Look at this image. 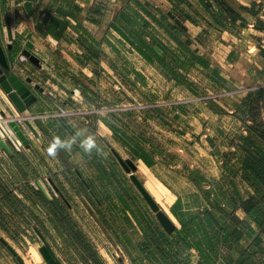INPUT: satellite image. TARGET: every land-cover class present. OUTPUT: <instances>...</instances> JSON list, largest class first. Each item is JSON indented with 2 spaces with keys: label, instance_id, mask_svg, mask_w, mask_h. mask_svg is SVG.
Instances as JSON below:
<instances>
[{
  "label": "crops",
  "instance_id": "0c3cea01",
  "mask_svg": "<svg viewBox=\"0 0 264 264\" xmlns=\"http://www.w3.org/2000/svg\"><path fill=\"white\" fill-rule=\"evenodd\" d=\"M112 1L117 4L119 0H0V44L4 46L12 69L37 95L34 102L24 112H20L0 83V111L5 115L23 116L25 121L14 120L30 139L29 144L25 143L21 149L10 139H5V144L0 142V241L4 242L1 237L6 235L3 228L11 227L12 221L15 224L21 222L22 225H34L35 229L38 226L43 230L39 222L44 225L43 232L65 264L75 261L79 264H121L122 262L115 261L117 247L123 251L120 243L127 250L124 256L129 261L125 264H171V258L165 259L157 245L150 247L148 244L149 226L153 224L157 227L159 221L147 218L144 213L146 210L140 213L134 207L133 201L138 200L140 195L136 194L132 184H128L129 192L118 186V179H122L119 172L105 170L94 175L86 170V162H80L78 153L62 150L64 158L75 164L67 169L61 161L54 165L45 151L56 135L68 140L74 137L70 131L74 125L69 122L71 115L80 116L86 110L91 116L95 115L96 97L100 95L102 82L101 68L103 65L109 67L117 63L116 59H102L104 46L111 54L116 49L115 42L109 46L104 45L101 37L103 16L100 9L102 4H110ZM157 1L156 5L162 10L182 19L181 13L176 12L177 0ZM206 1L188 0L182 4L191 14H195V10L206 20L197 23L184 17L190 33L195 27L203 31L214 26L208 21L213 17ZM211 1L215 10L221 9L220 0ZM225 1L241 10L247 18L248 22L243 31L248 29L249 32L264 35V28L257 26L264 23V0ZM245 6L254 11L245 10ZM96 8H99L98 13ZM108 10L112 12L111 8ZM121 11H113L110 23L119 18ZM157 14L160 15L159 12ZM195 16L198 18L196 14ZM235 27L221 29L223 37H234L236 31L241 34L239 25L238 28ZM29 40H33L35 50L43 58L41 63L24 54ZM262 66L264 67V63ZM89 100L93 101L90 109L85 107ZM263 102L264 100L258 107L253 106V111H264ZM247 104L242 103V108L245 109ZM40 115L46 118L37 120L36 124L51 134V141L45 139L46 142L42 144L31 137L28 131L31 128L37 132L34 118ZM82 120L77 119L79 122ZM258 121H263L261 123L264 126V116ZM248 123H254V120ZM237 124L239 129L230 128L231 132H239L235 140L233 139L234 148L237 150L232 156H222L219 175L222 178H209L215 181L207 185L205 191L209 194L206 200L209 209L218 200L217 195L222 193L223 201H226L222 209L232 214L228 219V215L223 213L224 221H230V231V228L237 226L239 234L214 235L211 229L207 235L191 236L193 244L188 250L179 253V264H264V200L261 198L264 195V181L252 183L246 179L243 168L247 152L245 144L247 145L249 135L254 139V149L260 146L264 150V140L251 132L250 127L247 129L238 121ZM223 130L226 132V128ZM79 144L77 138L74 145L78 147ZM151 159L149 164L141 158L144 163L139 165V171H152L150 167L161 162L157 157L152 156ZM79 163L83 165L78 166ZM46 173L52 177L53 182L40 188L37 180L42 179ZM160 176L164 180L163 175ZM235 188L238 194H235ZM180 195L181 197L177 194L173 205L174 208L180 207L173 212L179 223L175 220L174 222L179 228L183 226V221L189 220L183 218L182 214L191 213L192 216L194 212L207 209L192 202H183V195ZM252 196L260 201L259 205H255L258 213L254 217L241 204L242 200ZM12 201L18 206L15 207ZM87 217L92 218L95 228L98 229L94 232L93 240L88 238L95 243L92 252L84 245L89 236L84 223ZM54 228H58L68 237L67 240L73 245L70 252L61 254L56 249L54 242L59 241V238ZM171 237L176 238L175 235Z\"/></svg>",
  "mask_w": 264,
  "mask_h": 264
},
{
  "label": "rangeland",
  "instance_id": "374dc122",
  "mask_svg": "<svg viewBox=\"0 0 264 264\" xmlns=\"http://www.w3.org/2000/svg\"><path fill=\"white\" fill-rule=\"evenodd\" d=\"M137 2L131 0L127 3L126 0H119L117 4L112 1L103 5L102 43L109 46L115 42L116 49L112 50L111 54L104 46L102 59H116L117 63L109 67L103 65L101 68L102 82L100 95L96 97L95 115L91 116L86 110L85 114L69 117V122L74 124L73 129H70L72 135L75 136L77 131H83L84 135H93L101 154H97L95 150L91 155L86 154L80 146L76 147L74 144L72 151L78 153L80 162H86V170L94 175L105 170L119 172L122 179H118V186L126 188L129 192L128 184H132L136 194L140 195L141 199L138 197V200L133 201L134 207L140 213L146 210L144 213L147 218L158 222L160 219L156 211L140 192L113 149L126 158H132L138 164L137 173L141 179L155 195L161 207L178 224L179 221L173 213L180 208L173 207L177 194L179 197L182 194V201L187 204L192 202L201 206L200 208H207L206 200L209 194L205 187L215 181L209 178L217 176L221 179L219 175L222 156H232L237 150L233 141L239 132H231L230 128L239 129L238 121L249 129L248 122L254 120L253 113L249 111L247 95L249 92H257L254 94V106L257 107L264 100V90H258L259 87H264V72L261 71L264 63V55L261 53L264 48V35L249 32L248 29L243 31L245 25L241 23L234 27L239 25L242 36L236 31L234 37L227 35L225 38L221 33L224 28L216 24L203 31L195 27L191 31L192 48L210 57L214 67L219 65L222 68V77L217 79L202 67L190 64L189 58L186 59L187 56L181 47L160 21L151 17L149 26H146L145 17L141 18L138 13ZM150 2L154 11L161 13V8L156 5L158 1ZM114 10L121 11V15L110 23L109 19L112 18ZM193 12L199 18L197 23L206 21L195 10ZM182 19L185 24L186 18ZM138 34L154 43L156 49L165 56L164 61L153 51L149 52L152 56L140 51L132 39L139 37ZM175 72L182 76H175ZM244 102L248 103L245 109L242 108ZM91 103L93 101L89 100L85 107L90 109ZM238 112L240 113L237 114ZM263 112L261 109L256 112L260 119L264 116ZM78 117L83 120L77 121ZM43 118L46 116L35 117V124ZM111 124L116 125L120 132H115ZM36 126L37 132L28 129L30 136L39 140L40 144L46 142L45 139L51 141V134L38 124ZM77 138L80 141L84 137ZM133 142H137L141 149L150 153V157H157L161 161L157 166L150 167L152 171H139V165L144 162L137 154ZM64 157L63 151L58 150L55 158L48 159L54 165L61 161L67 169L74 167L75 164ZM160 175H163L164 180ZM51 178L47 173L43 174L42 179L37 180V186L41 188L44 184L49 185L53 182ZM59 194L62 197L60 192ZM217 197L220 198V195ZM38 198L42 199L41 195H38ZM220 200L222 201V198ZM12 203L15 207L18 206L15 201ZM190 216L191 213L182 214L183 218L188 219ZM11 223V227L3 228L6 232L3 236L23 256L25 264H48L40 250L43 239L35 226H29L27 223L22 225L21 222L15 224V221ZM84 223L89 234L86 239L93 240L94 232L98 229L95 228L92 218L87 217ZM38 224L44 230V225L39 222ZM54 230L59 238V241L54 242L56 249L61 254L70 252L72 243L67 240L68 237L58 228ZM8 243L0 241V264H23ZM84 245L88 246L90 251L95 249V243L89 240L85 241ZM120 245L123 251L117 247L115 261L125 264L129 261L124 256L127 250L123 243ZM73 249L76 250L75 247ZM77 263L75 261L68 264Z\"/></svg>",
  "mask_w": 264,
  "mask_h": 264
},
{
  "label": "trees",
  "instance_id": "16d2710c",
  "mask_svg": "<svg viewBox=\"0 0 264 264\" xmlns=\"http://www.w3.org/2000/svg\"><path fill=\"white\" fill-rule=\"evenodd\" d=\"M130 0H128L129 2ZM138 2V13L141 15H144V23L146 26H149V22L151 21V17L157 19L161 22V24L165 27H167L169 34L171 37L178 43V45L181 47L182 51L185 53V56H187L186 59L189 58L191 65H198L202 67L205 71L210 73V75L214 78L220 79L222 76V68L218 65L215 67L212 64L211 58L208 56H204L197 49L192 48L191 45V34L188 31L187 26L184 24V19L175 18L172 13L165 11L164 9H160L161 13L160 15L157 14V12L154 11L153 7L151 6L152 3L148 0H137ZM188 0H177L176 4V12L181 13V17L189 18L195 22L199 21L198 18L195 16V14H191L189 9L186 7L183 8L182 4L187 3ZM207 6L209 9L212 10V20H209L211 23L216 24L218 26H221L222 28H229L232 29L234 25L241 23L245 25L248 20L243 15L242 11L239 10L237 7L233 6L232 4H228L225 0H220L221 3V9L215 10L213 8V2L211 0L206 1ZM102 7L100 9L101 12H103L104 8ZM245 10L248 11H254L251 10L249 7L245 6ZM99 12V8H96V13ZM148 13V15H147ZM175 13V12H174ZM255 13V12H254ZM176 15V14H174ZM173 16V18H172ZM150 18V19H149ZM117 19V18H116ZM240 21V22H239ZM258 27L264 28V23L257 24ZM142 35V34H141ZM139 37H132L133 41L138 45L140 51H142L144 54H147L149 56H152L149 54L150 51H153L155 55L158 56V58H161L164 61L165 56L161 54L155 47L154 43L147 40L145 36ZM156 39V36H155ZM261 53L264 55V48L261 49ZM152 59V58H151ZM213 67V68H212ZM176 71V69H174ZM261 71L264 72V67H261ZM179 75L177 72H175V76ZM179 75L178 77L180 78ZM258 90H264V87H259ZM257 92H249L247 95V102L250 106V113H253L254 116V123H249V127L251 132H255L258 134L263 140H264V126L261 122L258 121V113L256 111H253L254 106V94ZM263 97V95L261 96ZM263 99V98H262ZM264 105V102H263ZM107 121H109L106 118ZM111 127L115 129V132L118 131V128L116 125L111 124ZM124 137L128 140L129 138L124 135ZM123 139L125 140V138ZM135 139V138H134ZM134 147H136L137 154L140 158L145 159L149 164L152 161L150 154L146 152L144 149H141V147L137 144V142H133ZM254 139L251 138L249 135L247 145L245 144L246 149V157L243 164V168L245 171L246 179L250 180L252 183L256 184L258 182L264 181V150L260 146H257V149H254L252 146L254 145ZM261 148V149H259ZM259 150V151H258ZM262 150V152H260ZM235 194L237 193L236 188L234 189ZM220 198H222V193H219ZM218 198L217 201L213 202L212 206L213 208L209 209V207L206 210H199L197 212H194L192 216H190L189 220L183 221V226L181 228L176 227V229L173 232H169L162 222L155 227L153 224H150L149 226V232H148V239H149V246L152 247V245H157L159 251L161 254H163V257L165 259L171 258L170 261L171 264H179V253L184 250H188L193 242L191 239V236H195L198 234L207 235L209 234V230L212 229L211 233L216 234H239V228L237 226L230 228L232 231L229 230V223L227 221L225 222L224 215H228V219L232 217V214H229L228 211L224 212L222 208L223 204L226 203V201H222ZM264 200V195L261 197ZM260 201L255 198V196H252L251 198H247L245 200H242V205L245 207V209L249 212V214L254 217L255 213H258V210L255 209V205H259ZM238 206V205H237ZM236 206V207H237ZM226 223V225L224 224ZM176 236V238H172L171 236ZM87 250L90 251V248L88 246H85ZM92 252V251H90Z\"/></svg>",
  "mask_w": 264,
  "mask_h": 264
},
{
  "label": "water",
  "instance_id": "95a60500",
  "mask_svg": "<svg viewBox=\"0 0 264 264\" xmlns=\"http://www.w3.org/2000/svg\"><path fill=\"white\" fill-rule=\"evenodd\" d=\"M34 47L35 44L33 40H29L24 50V54L29 58H31L32 60H34L35 62L41 63L43 58L38 54V52L35 50ZM29 80H31V78H29ZM0 83L2 87L5 89V91L9 94V96L11 97V99L13 100V102L15 103V105L17 106L20 112H24L37 98L36 93L30 88L27 82L22 77H20L15 72V70L12 69L6 51L2 44H0ZM11 124L13 125L18 135L24 140V142L26 144H29L30 139L28 138L25 131L21 128L19 123L16 120H12ZM0 142L3 144L6 143L1 133H0ZM113 150L118 156L123 166L130 173L132 179L134 180L138 188L141 190L143 195L149 201L153 209L156 211L164 227L169 232H173L177 227L176 223L171 218V216L161 207L157 199L149 191L145 182L141 179V177L137 173L138 164L132 158L124 157L115 148ZM36 230L43 239V244L40 246V250L47 259L48 264H65L63 260L56 253L55 249L47 239L43 230L38 226H36ZM1 238L4 242L8 243L5 237H1ZM9 247L13 250L15 254H17L19 260L23 264H25V259L21 254L18 253L15 247L11 244H9Z\"/></svg>",
  "mask_w": 264,
  "mask_h": 264
},
{
  "label": "clouds",
  "instance_id": "9594fccd",
  "mask_svg": "<svg viewBox=\"0 0 264 264\" xmlns=\"http://www.w3.org/2000/svg\"><path fill=\"white\" fill-rule=\"evenodd\" d=\"M80 136L84 137L79 144L84 153L91 155L95 150L97 154H101V149L98 147L96 138L93 135H84L83 131H77L71 140L62 139L59 135L54 136L46 149L47 156L55 158L58 150L71 152L73 144L76 143L77 137Z\"/></svg>",
  "mask_w": 264,
  "mask_h": 264
},
{
  "label": "built area",
  "instance_id": "2783aa9c",
  "mask_svg": "<svg viewBox=\"0 0 264 264\" xmlns=\"http://www.w3.org/2000/svg\"><path fill=\"white\" fill-rule=\"evenodd\" d=\"M14 119H20V121H23L22 116H11V115H5L0 111V133L3 136L4 139H10L13 141L14 145L21 149L23 146H25L24 140L15 132V129L13 125H11V120ZM12 127V129H11ZM10 129L13 132H10Z\"/></svg>",
  "mask_w": 264,
  "mask_h": 264
},
{
  "label": "bare ground",
  "instance_id": "6f19581e",
  "mask_svg": "<svg viewBox=\"0 0 264 264\" xmlns=\"http://www.w3.org/2000/svg\"><path fill=\"white\" fill-rule=\"evenodd\" d=\"M12 125V124H11ZM11 129H12V127H11ZM10 129V132H13L12 130ZM15 132H16V130H15ZM17 133V132H16ZM18 134V133H17ZM146 184V183H145ZM147 186V185H146ZM147 188H148V186H147ZM149 189V188H148ZM149 191L152 193V191L149 189ZM153 194V193H152ZM153 196L155 197V195L153 194ZM156 198V197H155ZM157 199V198H156ZM158 201V200H157Z\"/></svg>",
  "mask_w": 264,
  "mask_h": 264
}]
</instances>
